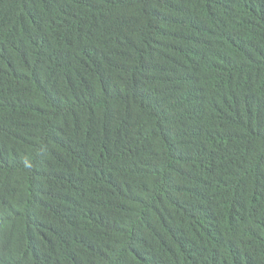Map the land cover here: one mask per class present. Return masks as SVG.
Segmentation results:
<instances>
[{
  "label": "trees",
  "instance_id": "16d2710c",
  "mask_svg": "<svg viewBox=\"0 0 264 264\" xmlns=\"http://www.w3.org/2000/svg\"><path fill=\"white\" fill-rule=\"evenodd\" d=\"M0 264H264V0H0Z\"/></svg>",
  "mask_w": 264,
  "mask_h": 264
}]
</instances>
